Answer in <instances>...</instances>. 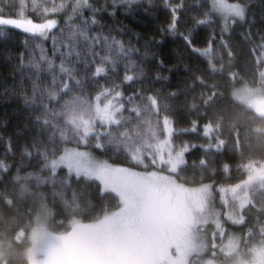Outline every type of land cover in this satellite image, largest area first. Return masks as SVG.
Returning <instances> with one entry per match:
<instances>
[{
    "label": "trees",
    "instance_id": "16d2710c",
    "mask_svg": "<svg viewBox=\"0 0 264 264\" xmlns=\"http://www.w3.org/2000/svg\"><path fill=\"white\" fill-rule=\"evenodd\" d=\"M77 2L0 0V162L3 163L0 167V251L6 254L1 264L26 263L23 252L26 235L34 224V208L38 202H47L50 207L47 225L56 232L69 229L75 218L92 221L118 207L117 196L102 191L97 181L83 177L65 180L62 174L53 176L43 169L44 161L66 147L88 149L111 165L135 166L137 163L133 162L127 142L130 140L140 145L146 126L162 130L160 117L166 113L173 120L175 132L171 135V142L175 149L189 142L186 164L174 172L179 182L191 186L205 183L213 189L233 187L247 178L251 164L264 163V115L257 114L231 95L232 88L243 82L253 86L264 84V58L258 61L250 51L251 44L258 45L260 33L264 32L262 0H241L249 3L247 15L251 23H236L224 34L233 49L232 56L218 42L220 19L214 11L216 39L208 54L189 51L180 39V31H189L193 12H202L201 5L210 3L209 0H183L184 8L175 34L159 31L168 19L163 14V0H152V3L133 0L131 4L118 0L117 11L112 15L104 6L111 8L113 0H81L80 7ZM180 3L181 0H170V4ZM93 9L98 11L93 12ZM90 15H96V23L91 22ZM28 17L36 22L57 20L42 46L55 64L60 62L61 53L68 51L70 56L65 58V67L69 72L74 63L82 68L85 61L108 63L102 59L104 56L115 58L113 36L124 41L126 48L130 41L139 49L143 71L139 67L129 68L133 80L124 81L120 86L125 99L116 98L115 105L122 102L125 107L115 113L120 118L118 125L95 115V105L105 102L108 95L112 96L111 91L102 94L99 101L93 100L91 97L99 89L81 80L79 86H70V91L57 99L52 93L59 94L61 84L53 86L49 78L47 90L42 79L36 97L37 103L47 106L43 113L47 124L40 125V128H47V133H40L33 127V121L26 118L28 110L23 105V97L19 95L23 91L31 96V82L26 79L24 88L4 92L7 86L19 81L21 71L34 73L38 70L42 74L48 71L47 60L39 61V50L35 49L39 36L15 28H7L11 33L7 39L2 35L4 26L14 25L17 19L27 21ZM193 31V44L207 46L213 29L205 24L198 30L194 26ZM247 31L252 34L251 41L242 38V32ZM101 33L112 42L111 49L106 46L105 36ZM53 34L57 37L56 43L60 44V52L53 53ZM149 41L152 46L145 49L144 45ZM157 41L161 43L157 44ZM145 51L147 55H144ZM256 51L258 54V47ZM21 52L24 53L23 67L19 65ZM157 56L163 63H157ZM33 58L39 62V69L33 67ZM55 64L53 71H56ZM109 73L107 82L111 84L112 80H117L119 83L118 79L125 73L124 63L116 71L109 68ZM137 88L141 90V96L136 101L127 100L128 94ZM157 89L159 111L144 95ZM129 104H137L139 112L130 111ZM26 123L29 125L27 129ZM205 125L208 126L206 133ZM85 127L91 131L85 133ZM105 127L116 133L119 143L101 133V128ZM120 132L124 135L119 136ZM37 136L40 139L33 149V138ZM6 141L11 142L12 151L7 150ZM98 143L104 147H97ZM25 147L31 151V156L24 153ZM150 167L154 165L148 162L147 168ZM34 175L38 179L26 178ZM24 185L27 191L21 192ZM247 193L249 202L241 208L239 216L242 221L234 225V229L243 236L245 243H264V183H253Z\"/></svg>",
    "mask_w": 264,
    "mask_h": 264
},
{
    "label": "rangeland",
    "instance_id": "374dc122",
    "mask_svg": "<svg viewBox=\"0 0 264 264\" xmlns=\"http://www.w3.org/2000/svg\"><path fill=\"white\" fill-rule=\"evenodd\" d=\"M81 4L78 0L77 7ZM213 11L221 21L223 12ZM53 20L56 25V19L47 21ZM231 95L264 115V84L243 82L232 88ZM103 103L95 105V115L112 123L102 107L98 109ZM159 128L146 126L140 145L127 142L135 166L111 165L81 147H66L44 161L43 169L53 176L97 181L102 191L117 196L119 205L92 221L75 218L69 229L56 232L47 225L50 207L38 202L34 224L26 235L25 264H264V243H245L234 229L242 221L241 208L249 202L248 187L264 183V163L251 164L247 178L233 187L191 186L176 179L174 172L182 164L171 167L169 156L177 149L171 138L160 144L164 133L163 126ZM148 162L154 167L147 168ZM26 178L38 179L35 175ZM26 191L22 186L21 192ZM152 199L166 203L173 219L165 222ZM5 255L0 251V264Z\"/></svg>",
    "mask_w": 264,
    "mask_h": 264
},
{
    "label": "snow or ice",
    "instance_id": "6c2138e0",
    "mask_svg": "<svg viewBox=\"0 0 264 264\" xmlns=\"http://www.w3.org/2000/svg\"><path fill=\"white\" fill-rule=\"evenodd\" d=\"M118 0H113V6L111 8H108L107 5L104 7L107 9L108 13L110 15L114 14L117 9L115 8L116 3ZM128 4H131L133 0H126ZM149 3H152V0H148ZM262 3H264V0H262ZM164 10L163 14L164 16H167V23L166 25L163 24L159 31L164 34L172 33L175 34L176 30L178 29V24L181 19V10L184 8L183 0H181L180 4H170V0H163ZM203 8L202 12H193V20L190 25L189 31L184 32L180 31L179 36L180 39L184 41L185 47L193 52V53H201V54H208L212 47H213V41L216 39L215 36V25H214V17H213V10H220L223 12L222 19L220 21V36L218 38V42L221 46H223L226 50L229 56H232L233 49L231 47V44L229 40L225 37V33L229 32L231 30V27L236 24L240 23L241 25L243 23H251V19L247 15V9L249 7V3L241 2V0H212L211 3L203 4L201 5ZM170 9V11H168ZM98 11V9H93V12ZM120 11H127L126 9H120ZM147 11V9H145ZM131 14H134L131 13ZM22 15V14H21ZM262 16H264V12H262ZM198 17L200 19H198ZM90 20L92 23L97 22L96 15H90ZM207 25L208 27H211L213 29L211 35L209 36L208 44L204 47H197L193 44V35L195 32L193 31L194 26H196V30H198L199 26L201 25ZM55 25V21H44V22H36L32 21L30 17L27 18V22H25L23 19H17L14 25H7L5 27V31L2 33V35L7 39L11 33L7 31V28H15L21 32L27 33L32 36H39L40 39L35 41V49L39 50V61L47 60V73L42 74L40 71L31 72V71H21L19 73V81L14 82L13 85L7 86L4 89V92H14L16 87L24 88L25 87V81L26 79L31 82V96L29 97L27 93L20 92L19 95L23 97L24 100V106L28 110L26 113V118L31 119L33 121V127L36 128L40 133H47V128H40L41 124H47V118L43 115L44 111L46 110L47 106L42 103L36 102V97L38 94V91L41 87V81L43 79L45 90H47L48 84H49V78L51 80V84L54 86L57 83L61 84V88L59 90V94L56 92H53V97L59 99L60 95H63L70 91V86L76 85L79 86L81 80H83L84 84H94L97 86L99 90H96L94 93V96L91 97V99L99 101L102 94H107L110 91L112 92V96H110L102 106L98 105V109L102 107L104 114L107 117V121H111L113 124L118 125L119 124V117L115 116V113L118 111H122L125 107V104L120 102L116 103L115 107L112 108L111 105L115 103V101L112 99V97L121 98V101L125 99L124 94L120 89V86L123 84L124 81H132L133 80V73L130 72L128 69L132 67H139L141 71H143V59L141 58V54L138 48L135 47V45H131V42H128V47L126 48V44L121 39H117L115 36L112 37V42L116 45V56L115 58L111 55L104 56L102 59L105 61H108V63H89L88 61L84 62V66L81 68L77 64L72 65L71 72L68 71L67 67H65V58L70 56V53L68 51H64L61 53V60L58 64H55L52 57H49L45 53V49L42 46V41L45 40L46 37H49V33L51 32L52 27ZM101 35H104L101 33ZM105 36V42L106 46L111 49L112 42L108 41L107 35ZM52 43H53V53L60 52V44L56 43L57 37L53 34L52 35ZM242 38L246 41L252 40V34L250 31L242 32ZM156 41V37L153 38ZM138 43V42H137ZM157 44H160L161 42H156ZM152 46L151 41L147 42L144 47L145 49H148ZM257 47L259 48V52L257 54ZM251 53L256 57L258 61H260L262 58H264V32L260 33L259 38V44H251ZM147 51H145L144 55H147ZM135 56L136 59L133 60L132 57ZM24 53H20V61L19 65L23 67L24 65ZM157 63H163L162 58L159 56L156 57ZM124 63L125 65V73L122 78H119V83H117V80H112V83L109 84L107 81L109 79V68H111L113 71L118 70L119 65L121 63ZM55 64L56 71H53V66ZM32 65L34 68L39 69V62L33 58ZM94 65V67H93ZM76 73H80V76H77ZM101 74H104L102 77ZM159 73H157V76L159 77ZM104 80V83H100L101 80ZM107 85V86H106ZM113 88L115 89L113 91ZM158 93L159 90L154 91H148L144 95H146L147 99L151 101L154 109L159 111L158 108ZM141 96V90L137 88L134 92H131L128 94V97L126 98L129 101H136L137 97ZM135 110L137 113L139 112V107L137 104H129V110ZM163 120V137L160 140V144L164 145L166 142H168L171 138V135L174 134L175 130L173 128V120L171 117H169L166 113L163 114L160 119ZM87 124V122H85ZM193 126H195L196 122H192ZM29 125L26 123L25 128L27 129ZM208 126H204V132H207ZM195 131V127L193 128ZM91 129L88 127H85V133L90 132ZM101 133L104 136L110 137V139H114L116 143H119V139L117 138V135L111 128L105 127L101 128ZM126 131V129H125ZM156 135V133H153ZM124 132H120L119 136H123ZM40 139L39 136L33 138V144L32 148H36L37 141ZM7 144V150L12 151L11 148V142L6 141ZM97 147H104L103 144H97ZM189 147V142H185L184 145L180 148H178L174 155L169 156V163L172 168H175L176 164H186V152ZM24 153L27 156H31V151L25 147ZM138 158V157H136ZM161 163H163L164 158L162 155H160ZM53 165H55L56 161L53 160L51 162ZM3 166V163L0 162V167ZM53 172L55 171V168L52 169ZM102 195V193H101Z\"/></svg>",
    "mask_w": 264,
    "mask_h": 264
},
{
    "label": "flooded vegetation",
    "instance_id": "af4514ba",
    "mask_svg": "<svg viewBox=\"0 0 264 264\" xmlns=\"http://www.w3.org/2000/svg\"><path fill=\"white\" fill-rule=\"evenodd\" d=\"M151 204L161 214L165 222L168 223L170 219H173L169 216L172 211L169 210V206L166 203L163 202L160 204L156 199H152Z\"/></svg>",
    "mask_w": 264,
    "mask_h": 264
}]
</instances>
